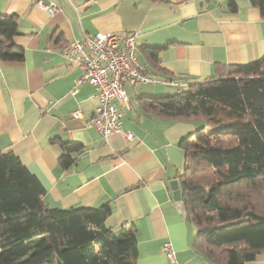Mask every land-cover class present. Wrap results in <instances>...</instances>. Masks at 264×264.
I'll return each instance as SVG.
<instances>
[{"label":"crops","instance_id":"crops-1","mask_svg":"<svg viewBox=\"0 0 264 264\" xmlns=\"http://www.w3.org/2000/svg\"><path fill=\"white\" fill-rule=\"evenodd\" d=\"M40 0H0V14L15 15L22 62L0 61V151H13L43 184L53 208L108 203L107 227L132 226L137 264H213L193 247L196 229L170 182L186 167L179 142L201 122H176L144 111L143 99L171 95L209 78L215 65L247 64L264 54V22L249 0H41L59 10L49 15ZM98 32L139 33L138 57L156 82L125 84L130 106L119 134L101 137L86 122L97 105L88 83L75 86L81 70L61 56L68 41ZM145 47L163 48L158 62ZM74 90L76 91L74 93ZM80 111L79 118L72 117ZM83 145L64 168L59 143ZM171 243L175 262L163 254ZM250 264H264V254Z\"/></svg>","mask_w":264,"mask_h":264},{"label":"trees","instance_id":"trees-1","mask_svg":"<svg viewBox=\"0 0 264 264\" xmlns=\"http://www.w3.org/2000/svg\"><path fill=\"white\" fill-rule=\"evenodd\" d=\"M264 22V0H249ZM235 12V0L228 2ZM15 15L0 14V61L22 62ZM163 48L145 47L154 61ZM212 76L186 90L143 99L145 112L202 125L179 146L186 216L193 247L213 264H250L264 254V54L247 64L215 65ZM60 162L73 163L81 144L61 142ZM46 190L13 151H0V264H137L132 226L107 227L99 207L53 208Z\"/></svg>","mask_w":264,"mask_h":264},{"label":"built area","instance_id":"built-area-1","mask_svg":"<svg viewBox=\"0 0 264 264\" xmlns=\"http://www.w3.org/2000/svg\"><path fill=\"white\" fill-rule=\"evenodd\" d=\"M37 6L49 15L59 10L54 2L46 4L40 0ZM138 52V32H98L82 40L68 41L61 48V56L75 64L82 72L76 79L75 86L88 83L96 90L97 105L92 118L86 122V127L96 130L103 138L119 134L127 143L135 140L133 133L123 129L124 109L130 106L125 84L136 87L156 82L146 73ZM79 115L80 111L72 113L74 118H79ZM163 254L170 262H175L171 243L163 246Z\"/></svg>","mask_w":264,"mask_h":264},{"label":"water","instance_id":"water-1","mask_svg":"<svg viewBox=\"0 0 264 264\" xmlns=\"http://www.w3.org/2000/svg\"><path fill=\"white\" fill-rule=\"evenodd\" d=\"M170 188L173 192V198L175 201L180 202L183 199V191L181 189L180 179L176 178L170 182Z\"/></svg>","mask_w":264,"mask_h":264}]
</instances>
